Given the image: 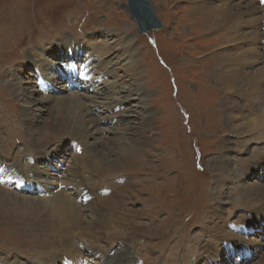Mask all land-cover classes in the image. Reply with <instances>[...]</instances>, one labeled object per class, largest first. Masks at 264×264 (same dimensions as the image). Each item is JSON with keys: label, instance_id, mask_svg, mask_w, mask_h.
I'll use <instances>...</instances> for the list:
<instances>
[{"label": "rangeland", "instance_id": "1", "mask_svg": "<svg viewBox=\"0 0 264 264\" xmlns=\"http://www.w3.org/2000/svg\"><path fill=\"white\" fill-rule=\"evenodd\" d=\"M149 1L162 27L160 30L139 35L136 32V22L129 17L126 10V0H0V68L3 67L0 69V160L11 164V157H16V153L19 151L22 161L32 157L28 161H31L32 167L35 166L34 152L27 148L29 141H33V138L32 134H29L30 130L27 128L26 119L32 120L28 126H31L33 131L42 127L40 136L45 133L48 137L57 135L50 141L46 137L45 141L50 142L49 144H54L55 140L62 138L63 142L66 141L71 146L73 138L77 137L71 133L72 131L63 133L50 128V120L57 119L55 111L61 109L67 99L61 101L59 107L51 110L49 108H53V104L49 106L39 100V96L33 95L35 94L33 90V96L25 93L24 89L29 93L31 90L27 88L35 85L32 83L25 87L22 82L23 78H27L28 73L34 69L32 65L25 68L24 72L18 66L17 72L12 73V68L26 61L27 50L33 49L37 52L39 49L49 47L50 44L68 40L77 52L73 49L69 51L68 41H65L60 42L63 45L58 48L56 54H65L69 51V53L77 55L78 57H73L72 60L80 59L77 70L78 72L83 71L85 78L88 76V71H85L86 67L90 66L97 72L96 69L104 62L112 69V74H116V79H107L108 83L116 81L110 85V88L117 91L113 97L108 98L107 102L116 100L121 102L127 100L128 97H135V93L140 92L141 97L145 99L146 111L149 113L146 121L149 125V132L145 133L146 138L140 145V150L135 153L136 155L132 150V155L130 154L126 158H116V164L106 171L108 174L118 171L110 178H114L115 175L122 176L123 182L124 180L129 181L126 188L133 194L130 196L125 192L127 194L125 202H128L125 206L128 211H131L124 218V221L126 220L125 228H122L121 232L126 234L127 230L131 233L135 232L134 228L138 230L141 228L142 231L145 229L143 237L153 239L158 237L161 240L157 244L160 248L175 247L177 242L182 243L184 247L188 245L192 248L198 232L204 233L206 229H209V234H214L215 240H219L221 237L227 244L238 246L242 242L237 238L241 237L236 234L238 228L229 227L231 230H235L234 235L229 232L222 234L219 224H213L214 221H211V212L214 207H218L221 211L218 215L222 217L226 214L229 203L233 204L234 200H240L241 206L235 208L228 218L232 222L239 221L237 227L254 226L256 230L250 232L248 237L257 239L255 236L261 237L264 234L261 229V227L264 228V200H262L264 193L257 194L258 192L255 190L253 192L251 187L264 185V142L260 144L262 141L259 140L255 145L252 144V141L247 142V140L252 135L256 136L260 131L264 132V102L259 101L256 96L254 104L249 105L239 94L226 96L228 94L225 95L221 92L213 75L216 72L214 67L216 55L213 52L216 51L215 49L223 47L226 44V39L223 32L220 34L219 31L216 34H220V36L215 38H211V36L217 31L202 34L207 23L195 21L198 18L195 9L197 0ZM214 1V5H221L220 1ZM257 2L259 3L258 0H227L225 2L238 5L236 7H240L244 12L256 10L254 15H256V25L258 26L254 27L253 25L254 28L248 30H251L250 34L254 35L255 39H258L252 40L251 44L244 48L255 50L250 55H244L243 51L239 49V52L234 50L236 55L238 54L240 63H247L249 72L264 69V62H258L256 56L257 53L264 52V19L261 23L259 12L260 8V11L264 13V5H260L258 8ZM241 31L245 32L246 28ZM88 50L91 53V62L82 59L89 53ZM49 52L54 53L51 50ZM103 53L105 54L103 55ZM66 61V57H63L53 62H57L60 68ZM82 64H85L84 68H82ZM35 77L36 72L34 77H30L33 82ZM19 82H22L21 85ZM59 85L67 90L64 79ZM260 89L264 92V82L261 83ZM43 90L38 92L41 94L44 92L45 95L51 93V90L46 87ZM57 90L59 89L53 88V92H58ZM92 90L84 91L83 94L92 95ZM67 91L68 93L58 92L56 96L65 97V95L71 94L70 90ZM225 98H228L229 102L231 100V103H234L237 108H232L234 105L226 108L223 105ZM256 100L257 102H255ZM135 104L137 101L131 99L125 105L117 108L115 113H120L122 115L120 119H124L125 112L137 109L134 107ZM231 112L233 113L234 121L231 119L233 125H236L235 123L241 127L243 125L244 133H237L234 130L235 126L232 128L235 134L229 133L225 121ZM91 114L92 117L98 118L96 112L88 115L91 116ZM132 115L129 116V119H132ZM84 116L83 128L90 122L86 113ZM256 121L263 124L257 128L259 131L257 133L255 129L249 131L250 124H255ZM64 126V122H61L57 127ZM83 128L80 129L83 130ZM132 132L133 130L131 134ZM128 136L131 137L130 134ZM83 138L80 142L87 143L85 152H88L91 147L98 151V148L95 149L96 145L107 144V140L112 138V135L103 131L95 137ZM225 139L235 143L232 145L233 148H231L230 142L228 143L230 147L222 145ZM30 143L32 142L30 141ZM43 144L42 148L46 146L45 143ZM116 144H119L116 145V148L123 146L121 140H118ZM68 145H59L58 148L61 149V152L53 153L52 160L45 158V155L36 160L37 164L43 162L46 164L45 159L47 162H51L50 168L48 167L50 175L45 176V181L48 182L46 193L40 197L38 195L40 192H34L28 188L23 193L11 191V194L18 195H13L14 199L6 198L7 208H2L0 204V264L5 262L41 264L42 261L52 259L60 251L65 250L70 253L69 246L76 245L66 241L64 244H60L59 239L54 243L44 244L41 243V236L46 234H40L48 233L52 224L55 223L51 218L42 216L46 209L39 205L41 202L50 205V199L53 197L51 196L52 192L65 191L66 198L70 197L72 201L71 205L79 206L82 202L81 198L74 202L73 198L75 197L70 196L71 193L68 190L71 186L61 184V178L64 181L75 180L78 182L80 179L76 178L77 174L75 173L79 171L85 182L89 178L88 171L78 170V167L74 165L72 155L76 154L80 157L81 146L77 148L80 151L76 152L73 148L72 152L70 151L71 154L65 156V153L69 152ZM27 149L30 150L32 156H28L30 154ZM50 149H46V152ZM143 151L148 154L146 159L141 158ZM102 155L105 154L99 156ZM27 156L28 158H26ZM225 156L230 159V169L234 167V171L239 169L235 175L240 178L236 179V184L229 185L227 190L219 191V193L217 190H221V188L215 184L216 177L214 175L218 174L220 170L213 171L212 161L216 159L217 164H223ZM110 159L112 158L106 160ZM253 159L255 161L252 163ZM245 168L247 169L244 170ZM15 171L25 174L20 169ZM73 171L75 173L72 175ZM118 180L116 179L115 182ZM61 187L64 188L61 189ZM214 192H218V196L224 197V205L213 201ZM153 195L158 198L152 197ZM148 200L153 201L147 202ZM151 206L153 208L149 211ZM63 209L68 212L65 207ZM7 210H14L16 213L12 216L5 215L4 211ZM147 211L148 218L145 219ZM76 212L79 213L75 214L76 219L79 216L82 217V213ZM236 215H241V218ZM80 218L79 222L82 224L85 221L86 223L90 222L89 218L85 216L84 219ZM152 221L153 225L149 229V223ZM180 227H184L183 232L175 234V230ZM53 234L50 231L49 235ZM55 235L59 234L55 233ZM244 240L247 241L248 238H244ZM248 248L251 250L252 256L249 258L251 261L247 262L241 259L236 260V263L262 264L264 254L262 253L263 255L259 257L252 251H262L264 248L256 244H250ZM229 253L231 254L229 264H231L237 257L235 258L232 252ZM197 254L199 251L193 250L190 259H198ZM220 254H223L220 256L222 262L228 261L225 253ZM61 261L62 258L53 263L59 264ZM92 264H96V262H92Z\"/></svg>", "mask_w": 264, "mask_h": 264}, {"label": "bare ground", "instance_id": "2", "mask_svg": "<svg viewBox=\"0 0 264 264\" xmlns=\"http://www.w3.org/2000/svg\"><path fill=\"white\" fill-rule=\"evenodd\" d=\"M217 1L221 2L220 6L214 5L213 4V2H215L214 0H197L196 1L197 6L195 8L197 11L196 16H198V18L195 21L199 20L200 22L207 23L206 28H204V32H202V34L211 33L212 31H217L213 33V35L211 36V38H215L218 35L220 36V34H222L223 32L224 38L226 39V44L223 47H219L215 49L216 51L213 52V54L216 55L214 59L216 63V65L214 66L216 72L213 73L216 83L221 88V92H223V94L225 95L228 94L226 96L232 94H239L243 97L244 100L248 102L249 105L254 104L253 103L254 99L257 97L259 101L261 100L262 102H264V92L260 89L261 83L264 82V69L261 71L259 70L254 72L247 71V63L246 64L240 63L239 57L237 56L238 54L236 55L234 51V50L238 51L239 49L243 51L244 55H250V53L253 50H255L252 48L249 49H244V48L245 46L251 44L252 40L258 39V38L255 39V36L250 34V31L254 27L258 26L256 25V21H257L256 15H254L256 10H248L244 12L242 11V9H240V7H236L238 5H231L225 3L227 0H217ZM260 5L261 4L258 3L257 7L259 8ZM259 12L262 23V20L264 19V13L260 11V8H259ZM243 28H246L245 32L241 31ZM218 31L220 34H216L218 33ZM65 41H60V42H65ZM60 42L50 44L49 47L46 48L44 47L41 50L39 49L37 52H35L33 49L27 50L28 53L26 55V61H24V63L22 62L21 65H17L14 68H12V73H14L17 72L18 66L21 69H23V72L25 71V68H27L30 65L34 67V69L30 73H28V77L23 78L22 80L25 87L28 85H32V83H35L34 86L27 88L31 90L29 91V93L28 91H26V89H24L25 93L26 95H30V94L32 95L34 91L35 94L33 95L39 96L40 97L39 100L45 102V104L49 106L53 104V108H49V109L53 110L56 107H59L58 106L59 103L67 99L64 105L62 107L60 106L61 109H57L55 111L57 113L58 120L51 119L50 128L52 130H57V132H63V133L72 131L71 133L77 135V137L73 138V141L71 142L72 143L71 146H69L68 143H66V141L63 142L62 138L55 140L54 144L52 143L49 144L50 142L47 143V140L50 141L51 139H54L55 136L57 135L54 134L52 137H48L47 134L45 133V135L40 136V133L42 132V127L41 128L38 127L37 130L35 129L33 131L32 127L28 126V124L31 123L30 121L32 120L26 119L27 128L30 130L29 134L30 135L32 134L31 137L33 138V141L30 140L32 143H30L29 141L27 148L32 149L31 152H34L35 156H33V159L39 160L43 158L45 155V158H50L52 160L53 153L61 152V149L58 148L59 145H65V146L68 145L69 152H66L65 156L70 155L73 148L74 150L77 151L78 146L79 147L81 146L82 148L81 156L78 157L76 154L72 155L73 161L75 162L74 165L78 167V170H85L89 172V178L86 179V182L81 177L80 171L76 173L74 171L72 172V175L74 173L77 174L76 178L80 179L78 182H76L75 180L64 181L61 178V184L71 186V188L68 190L71 193L70 196L75 197L73 198V201L76 202L78 198L82 199V202L79 206L76 204L73 205L70 204L72 203V201L70 197L66 198V195L64 193L65 191H57L55 193L50 192L52 194L50 195L53 196L50 199L51 200L50 205L43 202L39 204L44 209H46V212L43 211L42 216L44 218L45 217L49 219L51 218L53 222H55L54 224H52V228L48 231V233H40V234H46L41 236V243L50 244L56 242L59 239L60 244H64L65 241L67 243L76 244L69 246L70 253L66 252L65 250L60 251L58 254L55 252L56 254L54 257H52V259L49 258L47 261H42L41 264H55L53 262L61 258L62 261L64 258H67L66 264H80L79 260L81 259H84V261L86 262L88 261L96 262V264H229V257L231 256L229 252L234 251V249L235 251L236 250L242 251V248H240L239 245L245 247L248 252L251 251L248 248V245L250 244H256L261 248H264V234L261 237L255 236L257 239L248 237L247 241H245L243 238L245 236L237 237L242 242L238 246H233V249H228L230 251H227L225 246H223L226 241L221 239V237L219 240H215L214 234L213 235L209 234V229H206L204 233L198 232V234L195 237L194 246L192 248H190L188 245L187 247H184L182 243H178V242L175 244V247L173 246L171 248L170 247L160 248L157 244L161 240L158 237H155L157 239L143 237L145 236L144 235L145 229L144 231H142L141 228L139 230L134 228L135 232H131V233H129L127 230L126 234H123L121 232V229L125 228L124 225L126 223V220L124 221V218L131 211V210L128 211L125 206L126 203H128L125 202V199L127 198V194L125 192L129 193L130 196H132L133 194L130 192V190L126 188V186L129 185V181L124 180L123 182L122 176L120 177L115 175L114 178H110L112 174H117L118 171L111 174L106 173V171L109 170L114 164H116V158L117 159L121 157L126 158L130 154L131 155L133 154L131 153L132 150L134 151V154L140 150V145L144 142V139L146 138L145 133L149 132L148 130L149 125H147L146 123V121L148 120L149 113L146 111V107L144 106L145 99L141 97L140 92H136L135 93L136 96L133 98L128 97L127 100H123L121 102L118 100L107 102L108 98L113 97L117 93V91L110 88V85H112V83L116 81H112V83H108L107 80V79L112 80V78L116 79V74H112V69L109 66H107L105 62L99 65V68L96 69L97 72L94 71V69H91L90 66L86 67L85 71H88V76L84 79V82L72 83L71 85L72 88L70 89L71 94H69L68 96L65 95V97H62L60 95L56 96L58 95L57 94L58 92L62 93L63 91H65L68 93V91L64 90V88L59 84L62 81V79H64L65 82V79L67 77H70L71 71L69 70L68 66H69V62H73L72 59L73 57H75L73 54L69 53L70 50L72 49L75 50L73 48V44L70 45L71 43L70 41L67 42L70 48L69 51L65 52V54L57 55L56 51L58 52V48L63 45ZM210 44L212 45V43ZM49 50L53 51L54 53H50ZM75 51L77 52V50ZM87 52L89 53H87L82 59H84L87 62L90 60L91 62V58H90L91 53L89 50ZM104 54L105 53H103V55ZM256 56L258 57L257 59L258 62L260 61L264 62V52L257 53ZM63 57H66L67 61L64 62L62 66L59 68L58 67L59 64L53 61H56L57 59ZM74 60L78 63V60L80 59L75 58ZM45 62L47 64H53V65H47ZM34 70L36 72V77L33 82L32 78L30 77L31 76L34 77V73H35ZM122 70L124 72V68H122ZM22 82H19V84L21 85ZM38 83L40 84L39 86L37 85ZM45 87L46 89L51 90V93L45 95L44 92L42 94L38 92L41 89H44ZM99 87L101 88L99 89ZM53 88L59 89L57 90L58 92H53ZM90 90H92V95L83 94L84 91H90ZM81 93H82V97H81ZM131 99L137 101V104H135L134 106L137 109H135L134 111L128 110L129 113L125 112L124 119H120L122 115L120 113L118 114L115 113V110L125 105V103L127 101L129 102V100ZM224 101L225 103L223 105L226 106V108H229L231 105H234V103H231V100L229 102L228 98H225ZM255 102H257V100ZM232 108H237V107L234 105ZM92 112H96L98 114L97 119L92 117V114L91 116L88 115L89 113ZM85 113L86 116L89 118L90 122L83 128V125L85 123L84 120ZM129 114L134 115V116L132 115V119H129L130 118ZM115 119H117V121L114 122ZM231 119L233 120L232 112L230 113V116L226 118L225 121L228 126L227 128L229 129V133L233 135L235 134L233 133L234 131L232 130L233 126H235L234 130L237 133L239 134L244 133L243 125H242L243 128L237 125V123H235L236 125H233ZM61 122H64L65 126L58 128L57 126ZM262 125H263L262 122L258 123V121H256L255 124H250L249 131H253L255 129V132L257 133V131H259L257 130V128H260V126ZM80 128H83V130ZM132 130L133 132L131 134ZM103 131L112 135V138H109L107 140L108 143L102 145H96L95 149L98 148V151L94 150L93 147H91L89 148L88 152H85L84 150L87 149L86 148L87 143L82 141L80 142V140L85 135L86 136L83 139H88L95 137L97 134ZM129 134L131 137L128 136ZM69 136H71V134ZM46 137L48 139L45 141ZM118 140L122 141L123 146L116 148V145L120 144V143L116 144ZM259 140L262 141L261 143L259 142L260 144L264 142V132L260 131L256 136L252 135L250 138H248L247 142L252 141V144L256 145L257 141ZM73 142H76V144H73ZM229 142L231 148H233L232 145L234 142L229 141V139H225L222 142V145L228 147ZM43 143H45L46 146L42 148V145H44ZM46 149L47 150L50 149V150L46 152L47 151ZM27 150L29 151L30 154L31 153L30 150L29 149ZM103 151L105 152L102 153ZM101 154H105V155L99 156ZM141 154H142L141 158L143 159H146L148 157L147 156L148 154L147 153L145 154L144 151ZM20 155L21 152L18 151L16 153V157L12 156L11 164H9V162L6 163L5 161L0 160V166L4 168V171L12 170V169L22 170L23 172H25V175H27V178L29 180H34L35 183L39 185V187H41V189L47 192L46 184H48V182L45 181L46 178L45 176L48 174L50 175L49 164H51V162H47V159H45L46 164H44V162L41 164H37L35 160L34 162L35 166L32 167L30 165L31 161H28L27 159L25 161H22ZM28 156H32V155L30 154ZM28 156L26 158H28ZM107 158H112V159L106 160ZM103 159H105L106 161H104ZM229 160L230 159H228V157L225 156V160L223 164L220 162L222 165L217 164L216 159L212 161L213 171L220 170L218 171V174L215 173L214 175L216 177L215 184H218V187L221 188V190H217L218 192L222 190H227L229 188L228 187L229 185L231 186L232 184H236V179L240 178L237 177L238 175L237 176L235 175V172H237L239 169L237 168L238 170L235 171H234L235 167L230 169ZM254 161L255 160L253 159L252 163ZM249 163H251V160H249ZM246 169L247 168H245L244 170ZM241 170H243V168H241ZM116 179H119L118 181H116L117 183L115 182ZM243 187L248 188L246 186ZM25 188H28L29 190L34 192H38L36 188L34 190H32L31 187H27V186H25ZM251 188L253 189V192L254 190L257 191L258 192L257 194L264 193V185H256ZM84 189L90 190L89 192L87 190V193L92 196L90 202L86 203V200L82 198L83 197L82 191ZM11 193H12L11 190L0 187V204L2 205V208H7L5 205L7 201L6 199L7 197L14 199L13 195H18L16 193L13 194ZM217 193L216 192L213 193V197H214L213 201H215V203L217 204L224 205L225 203L223 201L224 197L218 196ZM152 197H157V196L153 195ZM36 198H40V197H36ZM262 200H264V197L262 198ZM150 201L153 200H148L147 202ZM241 203L242 202L240 200H234L233 204L229 203L227 205L228 209L225 212L226 214L222 215V217L218 215V213L221 212L219 211V208L218 207L213 208L211 212L212 213L211 221H214L213 224L216 225L219 224V230L221 231L222 234H225V232H229L230 234L234 235L235 230H231L229 227L234 226L235 229L238 228L237 226L239 221L232 222L231 220H229L228 217H230L231 213L235 210V208L241 206ZM63 207L68 209L67 210L68 212H65ZM152 208L153 206L150 207L149 211H151ZM76 211L82 213V217L79 216L76 219L75 214H79ZM15 213L16 211L14 210L4 211V214L8 216H12ZM84 216L89 218L90 222L86 223L85 221L83 222V224L80 223L79 218L81 217L80 219H84ZM236 216L241 218V215H236ZM144 218L145 219L148 218V211L146 212ZM129 219H127V221L130 223ZM153 221L149 223L150 225L149 229L152 227ZM183 229L184 227H180V229L178 230L176 229L175 234L182 233ZM261 229L264 231L263 227H261ZM172 230L174 231V229ZM50 231H52L54 234L49 235ZM220 231L218 232L217 230L218 233H220ZM55 233L59 235H55ZM65 246L68 245L65 244ZM193 250L199 251V254H197L198 259L197 258H193L192 260L190 259ZM220 253H225L224 255L227 256L228 261L222 262L220 256H222L223 254L221 255ZM252 253L260 257V255L264 254V249L262 251L261 250L252 251ZM235 258L236 259L235 260L233 259V262L231 264H237L236 260L238 259V256L236 255ZM248 261L251 260L249 259ZM3 264H15V262H5ZM88 264H92V263H88ZM262 264H264V260Z\"/></svg>", "mask_w": 264, "mask_h": 264}, {"label": "water", "instance_id": "3", "mask_svg": "<svg viewBox=\"0 0 264 264\" xmlns=\"http://www.w3.org/2000/svg\"><path fill=\"white\" fill-rule=\"evenodd\" d=\"M126 10L137 23V34L144 35L161 29L162 25L149 0H126Z\"/></svg>", "mask_w": 264, "mask_h": 264}, {"label": "snow or ice", "instance_id": "4", "mask_svg": "<svg viewBox=\"0 0 264 264\" xmlns=\"http://www.w3.org/2000/svg\"><path fill=\"white\" fill-rule=\"evenodd\" d=\"M262 2H264V0H262Z\"/></svg>", "mask_w": 264, "mask_h": 264}]
</instances>
